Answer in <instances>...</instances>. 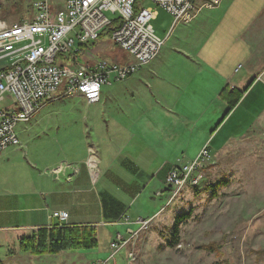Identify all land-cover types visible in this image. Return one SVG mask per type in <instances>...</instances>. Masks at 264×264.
I'll use <instances>...</instances> for the list:
<instances>
[{"label": "crops", "instance_id": "0c3cea01", "mask_svg": "<svg viewBox=\"0 0 264 264\" xmlns=\"http://www.w3.org/2000/svg\"><path fill=\"white\" fill-rule=\"evenodd\" d=\"M37 1L0 0V21L31 19ZM244 5L222 0L213 9L202 8L189 25L172 22L158 58L128 79L105 85L100 102L58 100L19 124V147L0 154V249L8 253L21 237L61 225L129 224V206L143 195L151 198L153 184L161 196L158 186L165 189V177L178 161L195 160L204 147L216 157L254 131L264 116V51L254 50L252 31L264 25L250 24V7ZM100 41L92 48L101 60L130 61ZM92 59L86 53L82 61ZM54 104L63 106L50 107ZM65 108L74 117L57 129L63 132L60 156L36 145L28 150L31 132L44 131L47 118ZM89 147L98 162L94 181L86 166ZM60 161L66 166L57 177L56 169L47 172ZM61 211L68 218L59 223L51 215ZM142 213L136 212L133 224Z\"/></svg>", "mask_w": 264, "mask_h": 264}, {"label": "built area", "instance_id": "2783aa9c", "mask_svg": "<svg viewBox=\"0 0 264 264\" xmlns=\"http://www.w3.org/2000/svg\"><path fill=\"white\" fill-rule=\"evenodd\" d=\"M142 1H151L165 10L176 26L189 25L202 8L213 9L222 0ZM31 12L27 21L10 25L0 21V64L4 63L0 66V154L9 147H19L18 125L28 124L47 104L68 98H81L87 105L98 103L105 85L138 73L158 58L164 47V41L153 33L154 14L142 8L140 0H38L32 4ZM106 13L121 22L108 37L109 42L130 61L120 64L103 59L81 63L78 58L85 56L110 27L111 19ZM210 160L208 147H204L195 160L178 161L164 180L169 201L186 187H199ZM97 165L89 147L86 166L92 181L98 174ZM62 171L59 166L53 174L57 177ZM51 217L61 223L66 222L68 215L61 211L53 212ZM149 223L150 220H139L138 230L129 231L127 239L115 236L108 245V260L94 264H108ZM127 258L130 264L134 263L133 256Z\"/></svg>", "mask_w": 264, "mask_h": 264}, {"label": "rangeland", "instance_id": "374dc122", "mask_svg": "<svg viewBox=\"0 0 264 264\" xmlns=\"http://www.w3.org/2000/svg\"><path fill=\"white\" fill-rule=\"evenodd\" d=\"M244 1V8L250 7V16L253 17L250 24L257 21L260 22L258 26H263L264 7L261 8L264 0ZM140 3L142 8L154 14L151 21L153 33L163 40L169 33L173 19L151 1L140 0ZM257 10L261 12L254 14ZM106 16L114 18L109 13H106ZM252 33L254 50L263 53L264 30ZM100 42L101 45L104 44L103 48L113 50L108 37L103 36ZM86 53H92V60H101L92 47ZM85 56L78 58L81 63ZM62 106L54 104L50 107L56 109ZM64 111L60 109L59 113L56 111L51 114L45 122L48 126L44 131L31 132V144H26L28 150L31 149V145H36L42 147V150L53 152L54 158L60 156L64 141L62 130L59 134L57 129L63 126L66 119L74 117L69 113V109L65 108ZM21 127L18 125L17 133ZM83 139L86 141V137ZM90 144L91 142L88 145ZM28 153L31 157V153ZM59 166H66V162L60 161L47 172L50 173ZM202 174L203 182L195 191L186 187L172 201H169L170 195L164 192L162 186H158L162 195L156 196L153 184L151 198L143 195L138 201H134L136 203H133L132 207L129 206L125 214L129 224L125 225V221L122 220L121 224H100L94 229L97 242L93 250L33 255L31 252H20L16 246L8 253L0 249V262L1 264L105 262L110 255L108 245L113 237L117 234L123 238L129 237L127 227L131 233L136 232L139 226L133 224L135 215L137 211H143L142 217L137 218L136 222L148 221L149 216L160 213L154 220H150L146 229L138 231L136 237L128 242V246L116 253L108 264H130L128 255L135 258L132 264H264V116L254 131L249 132L243 139L232 142L216 157L211 158ZM166 202L169 207H166ZM190 211H192L190 219L178 225V233L172 241L170 235L175 216ZM169 242L173 245L170 246Z\"/></svg>", "mask_w": 264, "mask_h": 264}, {"label": "trees", "instance_id": "16d2710c", "mask_svg": "<svg viewBox=\"0 0 264 264\" xmlns=\"http://www.w3.org/2000/svg\"><path fill=\"white\" fill-rule=\"evenodd\" d=\"M120 24L121 22L118 17L112 18L110 27L102 35L110 37V34L118 28ZM209 188H211V186ZM191 213L192 211L175 216L170 235L172 241L178 233V225L190 219ZM96 242V234L91 227L70 228L68 226H61V228H59L56 226L49 228V230L42 229L38 230L36 233L21 237L17 242V246L18 250L22 253L31 252L33 255L59 254L63 253V251L75 252L79 250H93L96 248ZM169 243L170 246L173 245L171 242Z\"/></svg>", "mask_w": 264, "mask_h": 264}]
</instances>
